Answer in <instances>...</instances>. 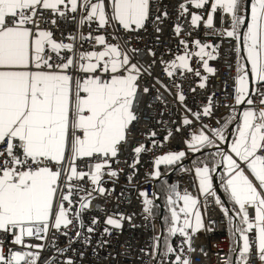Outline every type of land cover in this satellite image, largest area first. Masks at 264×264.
Segmentation results:
<instances>
[{
	"label": "snow or ice",
	"instance_id": "1",
	"mask_svg": "<svg viewBox=\"0 0 264 264\" xmlns=\"http://www.w3.org/2000/svg\"><path fill=\"white\" fill-rule=\"evenodd\" d=\"M178 8L177 20H186L192 29L188 36L203 26L237 42L234 50L239 53L242 46L245 53L237 60L233 100L247 107L227 150L222 147L228 140L225 131L236 117L210 127L202 117L212 114L211 98L202 111H194L185 95L189 74L207 79L195 65L215 73L209 61L216 59L218 46L208 42V33L205 40L189 41L181 35L183 25L176 23L172 31L183 51L157 59L146 46L143 51L152 59L145 63L132 38L143 39L140 33L149 22L162 33L161 25L169 19L166 7L163 12L157 7L153 18V0H0V145L5 146L0 151V264H40L48 245L35 241H47L50 233L55 250L49 256L51 264L68 251L57 247V233L69 248L81 240L92 244L101 220L93 216L86 222L84 214L94 199L110 195L107 185L124 171L113 165L130 150L133 159L124 163L133 170L128 175L131 182L140 156L150 151L145 142L125 146L139 120L137 97L147 96L156 85L173 95L184 112L176 132L200 124L185 141L187 149L216 150L209 160L195 162V175L201 195H212L230 224L238 219L233 235L239 233L242 244L230 250L227 264H232L231 252L238 253L236 264H264V0H179ZM155 39L159 42L161 37ZM157 65L167 80L153 75ZM189 90L195 93L197 88ZM157 93L159 99L158 89ZM156 136L155 131L147 133L153 148L158 146ZM171 136L169 130L164 139ZM186 155L180 151L156 157L151 175L159 179L161 164H176ZM221 166L232 209L213 191L212 173ZM139 195L144 213L151 215L153 199L146 191ZM166 203L170 215L165 217L164 254L170 264H190L182 256L183 246L173 247L169 238L179 233L183 244L195 251L191 238L203 228L199 198L187 191L181 195L173 185ZM100 210L106 217L101 236L131 221L123 213ZM105 243L98 241V246ZM153 248L159 254L161 237L154 238ZM63 264L75 261L68 256Z\"/></svg>",
	"mask_w": 264,
	"mask_h": 264
},
{
	"label": "built area",
	"instance_id": "2",
	"mask_svg": "<svg viewBox=\"0 0 264 264\" xmlns=\"http://www.w3.org/2000/svg\"><path fill=\"white\" fill-rule=\"evenodd\" d=\"M178 3L179 0H153V18L157 7L161 12L166 7L169 13V19L161 25L163 32L156 33L154 31L155 24L149 22L146 26L147 30H142L140 33L143 39L138 40L133 37L132 43L142 49L138 58L142 62L151 63L152 58L146 51H143L146 46L157 53V59L161 56L167 59L171 55L180 54L183 51L182 48H177L179 37H176L172 31L176 23L183 25L184 31L181 35L189 41L194 39L205 40L206 33H208V42L218 46L215 53L216 59L209 61V66L215 69V73H208L202 66L195 65L200 67L202 76L207 77V79L201 81L199 77L193 78L189 74L190 78L184 83V88L187 104L194 111H202L203 106L211 98L212 114L209 117H202V122L210 127H219L247 107L246 104L243 106L235 105L233 100V81L241 51L238 53L234 50L237 47V42L227 37H220L217 32L212 29H205L203 26L194 31L192 36H188L187 33L192 31L188 22L177 20ZM216 22L219 27V17L216 18ZM87 31L88 29L85 28V34ZM157 35L161 37L159 42L155 39ZM161 67L160 65L155 66L153 75L160 76L162 80H167V77L160 73ZM146 80L151 83L150 78H146ZM201 82L205 84L204 88L198 86ZM189 86L196 87L197 91L191 92ZM157 89L159 90V99ZM137 100L141 101L140 106L136 109L139 120L134 124L132 132L128 136L129 145L125 147L130 148L136 142H145L150 151L140 156V164L137 165L135 176L131 182L128 175L133 170L124 163V160L127 159L131 163L133 155L130 150L122 153L119 163L114 164L113 167L124 169V171L114 184L109 183L107 185L110 195L107 198L98 197L94 199L91 210L84 214L86 222L93 216H98L101 220V223L96 226L97 232L92 234V244L90 246L85 245L81 240L69 248L67 239L59 233L55 234L57 247L68 248V251L63 255L57 256L56 264H63L68 256L72 257L75 264H151L154 259L156 249L153 248V243L154 238L158 236V222L152 213L151 215L144 213L143 197H140L139 193L146 191L148 198L153 199L155 178L151 173L154 169L155 158L168 152L187 149L185 141L190 138L193 132L200 130V124L196 122L191 127H184L180 132H176L178 117L183 116L184 112L182 109H178L173 95L160 88L159 85H156L147 96H143V94L138 96ZM228 105L231 107H226ZM169 130L172 131V136L165 140L164 137ZM151 131L157 133V136L153 138L158 143L155 148H153L151 141L147 140V133ZM232 133L233 130H230L229 136ZM222 147L225 150L228 149L225 142L222 143ZM4 148V145H0V151H3ZM186 156L188 157V154ZM188 163H191L190 157H188ZM173 184L181 195L187 191L199 198L204 223L203 228L191 238V246L195 251L189 250L188 246L183 244L185 238L179 233L173 237L172 246L177 249L183 246L182 256L184 259H188L190 264H227L232 249L228 217L215 203V198L212 195H201L198 188V178L191 166L188 170L175 176ZM101 208L106 209L108 215L123 213L125 216H130L131 221H125L121 229H112L110 236H101L100 233L104 227L103 220L106 218L105 213L100 210ZM146 216L147 218H145ZM52 238L50 233L47 241H35L48 245L42 253L40 264L49 261L50 255H55V250L50 245ZM102 240L107 241V243L103 247H99L98 241ZM81 252L83 253L82 257ZM49 264H51L50 261ZM164 264H170L169 256H167Z\"/></svg>",
	"mask_w": 264,
	"mask_h": 264
},
{
	"label": "trees",
	"instance_id": "3",
	"mask_svg": "<svg viewBox=\"0 0 264 264\" xmlns=\"http://www.w3.org/2000/svg\"><path fill=\"white\" fill-rule=\"evenodd\" d=\"M232 123H230L229 127L233 126ZM229 127H227L226 129L225 135ZM215 151L216 150L214 148L209 147V148L204 149L202 152H197V153L188 152V157L191 158L190 164L187 163L188 157H184L181 161H178L176 164L160 167L161 176L159 179H156V178L154 179L155 195L157 198H153L154 206L152 209V215L154 219L156 218L155 220L158 222V236L161 237V248L159 250V254H157V250L155 251L154 259L151 264H161V262L162 264H164L166 260V255L164 254L165 249L163 247V238L168 236V231H167L168 225L165 223V217L170 215L166 200H167V195L169 194V190L174 185L173 184L174 177L180 174L182 171L188 170L190 166L195 170V167L198 166L195 162L209 160L211 158V154H213ZM218 160H219V157H216V161ZM213 163H215V161H213ZM216 169L212 173V176L216 172ZM223 174H224V171L222 170L221 175L219 176L220 188L227 201L229 208L232 209L233 203L231 202V200L228 197V194L225 193L224 188H223L222 179H221ZM223 205L225 206L224 203ZM162 209H164L163 215H161ZM231 215L232 213L229 214V216ZM160 219H161V226L159 225ZM237 222H238V219L233 220V222L230 224L229 218H228L232 249L237 248L239 244H241V241L239 240V233H236V235H233V229ZM173 237L174 236L169 238V242L171 244L173 241ZM231 256H232V264H236V261L238 259V253L231 252Z\"/></svg>",
	"mask_w": 264,
	"mask_h": 264
},
{
	"label": "crops",
	"instance_id": "4",
	"mask_svg": "<svg viewBox=\"0 0 264 264\" xmlns=\"http://www.w3.org/2000/svg\"><path fill=\"white\" fill-rule=\"evenodd\" d=\"M244 54H245V53H244L243 48H242V46H241V56H243ZM242 63H246V61H242ZM238 106H243V105H238ZM242 112H243V110H242L241 112H238V114L235 116L236 119L231 121V123L233 122V123H232V124H233L232 127H229L230 123L228 124L229 129H228L227 132H226V136H228V140H227V142L229 141V143H228V148L230 147L231 141H232V139L234 138V134H235V131H236V125H237V123L240 121V116H241ZM230 130H233V132H234V133H232V135H231L232 137L229 136V132H230ZM227 142H225V144H227ZM187 154H188V152H187ZM185 157H187V156H185ZM187 163H188V160H187ZM160 167H161V166H160ZM221 168H222L223 171H225L223 167H221ZM153 170H154V169H153ZM250 178H251V177H250ZM213 191H214V185H213ZM180 203H181V205H182V201H181ZM237 207H238V206H237ZM229 209H230V208H229ZM197 210H199V211L201 212L202 220H203V223H204V218H203V213H202V208H201L200 203H199V205H198ZM229 214H231V212H230ZM241 244H242V241H241Z\"/></svg>",
	"mask_w": 264,
	"mask_h": 264
},
{
	"label": "water",
	"instance_id": "5",
	"mask_svg": "<svg viewBox=\"0 0 264 264\" xmlns=\"http://www.w3.org/2000/svg\"><path fill=\"white\" fill-rule=\"evenodd\" d=\"M228 143L229 141L227 142V146H228ZM221 172H222V168L218 167L216 169V172L213 175L214 191L216 195L220 197L221 201L225 204V206L229 208L227 201L221 191L220 184H219V176L221 175ZM163 212H164V209L161 210V215H163ZM159 225L161 226V219L159 220Z\"/></svg>",
	"mask_w": 264,
	"mask_h": 264
},
{
	"label": "rangeland",
	"instance_id": "6",
	"mask_svg": "<svg viewBox=\"0 0 264 264\" xmlns=\"http://www.w3.org/2000/svg\"><path fill=\"white\" fill-rule=\"evenodd\" d=\"M180 151H185L186 153H187V152H191V151L188 150V149H183V150H180ZM180 151H178V152H180ZM191 153H193V152H191ZM160 166H161V167H162V166H167V164H161ZM160 166H159V169H160ZM219 206H220V205H219ZM220 207H221V206H220ZM152 209H153V208H152ZM155 219H156V218H155ZM166 258H167V255H166Z\"/></svg>",
	"mask_w": 264,
	"mask_h": 264
}]
</instances>
